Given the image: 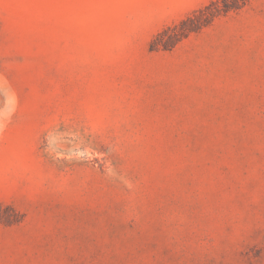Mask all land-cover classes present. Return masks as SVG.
<instances>
[{"label":"rangeland","instance_id":"374dc122","mask_svg":"<svg viewBox=\"0 0 264 264\" xmlns=\"http://www.w3.org/2000/svg\"><path fill=\"white\" fill-rule=\"evenodd\" d=\"M210 1L0 0V264H264V0L151 49Z\"/></svg>","mask_w":264,"mask_h":264},{"label":"trees","instance_id":"16d2710c","mask_svg":"<svg viewBox=\"0 0 264 264\" xmlns=\"http://www.w3.org/2000/svg\"><path fill=\"white\" fill-rule=\"evenodd\" d=\"M243 4L244 1L242 0H211L209 3L203 5L179 21L172 28L167 27L159 32L151 42V49H158L159 46L163 49H167V45H165L164 41H161L164 35H170L172 38L181 39L189 33L197 31L201 27L207 25L217 15L226 13L231 9L240 8Z\"/></svg>","mask_w":264,"mask_h":264}]
</instances>
